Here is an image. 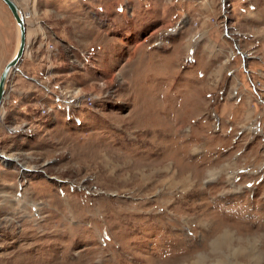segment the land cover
<instances>
[{
  "label": "rangeland",
  "instance_id": "rangeland-1",
  "mask_svg": "<svg viewBox=\"0 0 264 264\" xmlns=\"http://www.w3.org/2000/svg\"><path fill=\"white\" fill-rule=\"evenodd\" d=\"M17 1L0 264H185L264 232V0ZM17 42L0 0V74Z\"/></svg>",
  "mask_w": 264,
  "mask_h": 264
},
{
  "label": "clouds",
  "instance_id": "clouds-1",
  "mask_svg": "<svg viewBox=\"0 0 264 264\" xmlns=\"http://www.w3.org/2000/svg\"><path fill=\"white\" fill-rule=\"evenodd\" d=\"M257 249H264V232L241 234L234 229H224L185 264H251L242 262L239 257Z\"/></svg>",
  "mask_w": 264,
  "mask_h": 264
},
{
  "label": "water",
  "instance_id": "water-1",
  "mask_svg": "<svg viewBox=\"0 0 264 264\" xmlns=\"http://www.w3.org/2000/svg\"><path fill=\"white\" fill-rule=\"evenodd\" d=\"M3 1L8 5L9 9L11 10L12 14L16 19L17 25L19 26V44L17 46L16 52L5 64L0 74V106L2 105L6 93L8 91L9 81L13 76V74L18 69L20 62L24 59V54L28 46L27 44L28 23L24 9L17 0H3ZM0 158L5 161H11V158H8L4 153H0Z\"/></svg>",
  "mask_w": 264,
  "mask_h": 264
},
{
  "label": "crops",
  "instance_id": "crops-1",
  "mask_svg": "<svg viewBox=\"0 0 264 264\" xmlns=\"http://www.w3.org/2000/svg\"><path fill=\"white\" fill-rule=\"evenodd\" d=\"M28 31H29V29H28ZM35 31V30H34ZM29 35V32L27 33V36ZM30 47V45L28 44V48ZM34 55H35V53H33ZM26 55V54H25ZM25 58V57H24ZM25 59H28V58H25ZM24 60V59H23ZM22 60V61H23ZM32 60V59H31ZM32 78H34L35 80H37V78L36 77H32ZM9 89V88H8ZM9 96H10V93L7 91V93H6V96H5V101H9L10 99H8L9 98ZM6 105L4 104V106H3V108L1 109V112L2 113H6V110L4 109V107H5ZM10 114V113H9ZM8 114H6V116H7ZM11 162V161H10ZM6 166H9V163L6 165Z\"/></svg>",
  "mask_w": 264,
  "mask_h": 264
},
{
  "label": "bare ground",
  "instance_id": "bare-ground-1",
  "mask_svg": "<svg viewBox=\"0 0 264 264\" xmlns=\"http://www.w3.org/2000/svg\"><path fill=\"white\" fill-rule=\"evenodd\" d=\"M8 6V5H7ZM13 15V14H12ZM13 17H14V15H13ZM27 17V16H26ZM14 19H15V17H14ZM15 21H16V19H15ZM17 23V22H16ZM18 26V25H17ZM18 44H19V26H18V42H17V45H16V48H15V50H14V53L16 52V49H17V46H18ZM14 53H13V55H14ZM12 55V56H13ZM21 63V62H20ZM20 66V65H19ZM19 68L20 67H18V69L17 70H19ZM16 70V71H17ZM10 82V81H9ZM5 100V99H4ZM3 103H4V101H3ZM3 103H2V105L0 106V109H1V107L3 106ZM1 153V152H0ZM8 157V156H7ZM9 158V157H8ZM1 159V158H0ZM1 161L5 164V163H7V162H10V161H5V160H2L1 159Z\"/></svg>",
  "mask_w": 264,
  "mask_h": 264
}]
</instances>
